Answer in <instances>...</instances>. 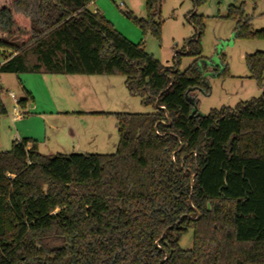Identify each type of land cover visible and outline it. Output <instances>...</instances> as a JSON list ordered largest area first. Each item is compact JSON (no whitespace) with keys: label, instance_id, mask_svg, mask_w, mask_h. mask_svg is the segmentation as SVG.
Returning <instances> with one entry per match:
<instances>
[{"label":"trees","instance_id":"obj_1","mask_svg":"<svg viewBox=\"0 0 264 264\" xmlns=\"http://www.w3.org/2000/svg\"><path fill=\"white\" fill-rule=\"evenodd\" d=\"M95 1L0 0V32L21 38L0 39V120L2 76L25 73L124 77L156 111L115 114L110 155L48 156L32 139L0 148V264H264V52L246 57L260 97L192 118L188 98L210 72L204 17L188 14L195 34L165 67L92 13ZM146 1L147 19L129 16L161 40L165 0ZM225 18L237 39L264 41L244 4ZM184 56L194 62L182 72ZM24 91L21 108L34 100Z\"/></svg>","mask_w":264,"mask_h":264},{"label":"rangeland","instance_id":"obj_2","mask_svg":"<svg viewBox=\"0 0 264 264\" xmlns=\"http://www.w3.org/2000/svg\"><path fill=\"white\" fill-rule=\"evenodd\" d=\"M234 4H244L254 30L264 29V0L256 2L252 0H207L204 5L197 8L191 0H165L161 11V19L164 22L161 40L153 37L150 32L144 34L129 16L147 19L146 0H96L89 6V10L92 13L96 10V13L103 15L119 33L132 43L143 44L145 51L165 67L174 65L175 52H180L184 41L195 34L194 28L188 22V14L194 12L203 16L205 33L202 39V51L210 72L206 78L207 89L192 92L190 97L198 102V113L207 116L212 110H220L223 107L235 108L239 103L251 101L263 93L257 82L250 78L246 57L256 52H264V41H246L236 38L235 24L225 18L229 7ZM0 39L17 45L21 44L19 36L8 37L0 32ZM193 62V58L182 57L180 71L187 70ZM215 68L219 73H223L225 68L228 71L222 76H217L218 73L214 72ZM66 77L57 76L56 80L51 76L38 73H25L19 77L2 76V100L8 111V114L0 120L2 151H9L16 140H37L39 138L44 141L47 136L46 144L38 143L40 152L48 156L56 155L58 152L63 153L55 144L52 132L46 131V126L47 123L51 124V121H55V118L50 117L51 113L57 114L59 109L75 108V105H70L69 102L73 103L71 92H75L76 89L78 91L94 89L98 92L106 90L112 92L111 99L114 102L106 108L113 110L114 113L152 114L156 111L154 106H144L141 98L129 93L124 77H112L109 80L111 84L101 80L99 86L98 84L90 85L89 82H85L84 85L83 83L74 85L69 83L67 80L69 78ZM83 79L89 78L84 76ZM23 85L34 98L26 108L18 105V102L25 96ZM9 93L15 97V101L9 97ZM104 97L108 99L106 95ZM15 107L22 115L19 122L13 120ZM71 121H77V125L80 126L79 131L85 136L83 141L86 144L82 149L85 153L81 154L110 155L117 151L119 136L115 116H86L82 120L72 118ZM75 151L77 152L76 149L73 152ZM180 246L183 250L192 249V231L183 237Z\"/></svg>","mask_w":264,"mask_h":264},{"label":"crops","instance_id":"obj_3","mask_svg":"<svg viewBox=\"0 0 264 264\" xmlns=\"http://www.w3.org/2000/svg\"><path fill=\"white\" fill-rule=\"evenodd\" d=\"M96 13V10L94 11ZM177 52H175L176 55ZM45 76H51L52 78L57 80V76H65L66 75H47V74H42ZM84 76H67L66 78H69V83H73L74 85H79L81 83L89 82L91 83L90 85H100L99 82H102L101 80H104V83H109L111 84V81H109L112 77H99L96 78L97 76H86L89 79H83ZM95 77V78H94ZM53 80V79H52ZM108 80V81H107ZM126 85V84H125ZM23 88L30 92L29 90L26 89V87L23 85ZM31 93V92H30ZM32 94V93H31ZM71 94H73V103L69 102L70 105H75V108H67V110H61L59 109L57 111V114L51 113L50 117L55 118V121H51V124L47 123L46 126V131L49 130L52 132L53 139L56 142L55 144L59 146L60 151L57 154H66L70 155V151H72L71 154H81L85 153L83 152V147L85 146L83 139H85V136L81 134L79 131V125H77V121H71L72 118H76V120H82L86 116H114L115 114H120V113H114L113 110H108L106 107L109 104H113V100L111 99L112 92L110 91H103V92H98L96 90H80L78 91H72ZM102 94V95H101ZM9 95V94H8ZM107 96V100L105 99L104 96ZM25 97V96H24ZM105 99V100H104ZM13 100V99H12ZM104 100V101H103ZM14 101V100H13ZM98 104V106H97ZM29 105V104H28ZM28 105L26 107H28ZM34 106V105H33ZM32 106V107H33ZM18 116L17 119L15 117ZM22 118L21 113L17 111V108H14V116L13 120L14 121H20ZM64 118V119H63ZM53 122V123H52ZM47 136L44 138V141L39 140H34L38 142L40 145L46 144L47 143ZM20 141V140H16ZM88 142V141H87ZM118 146V145H117ZM77 150V152H73L74 150ZM53 155V154H51Z\"/></svg>","mask_w":264,"mask_h":264},{"label":"water","instance_id":"obj_4","mask_svg":"<svg viewBox=\"0 0 264 264\" xmlns=\"http://www.w3.org/2000/svg\"><path fill=\"white\" fill-rule=\"evenodd\" d=\"M206 78H207V75L204 77V83L206 84ZM192 92H195V91H192ZM188 101L193 105V111H192V115H191V117L192 118H195V117H199V118H201V117H203V115H201V114H199L198 113V107H196V105H195V101H194V99L193 98H188Z\"/></svg>","mask_w":264,"mask_h":264},{"label":"built area","instance_id":"obj_5","mask_svg":"<svg viewBox=\"0 0 264 264\" xmlns=\"http://www.w3.org/2000/svg\"><path fill=\"white\" fill-rule=\"evenodd\" d=\"M9 97H10L11 99H13L14 101L16 100L15 97H14L11 93H9ZM17 118H18V116L15 117V119H17ZM15 119H14V120H15Z\"/></svg>","mask_w":264,"mask_h":264}]
</instances>
